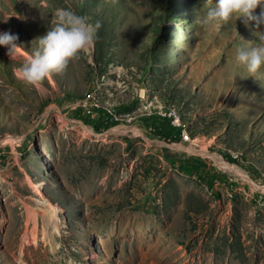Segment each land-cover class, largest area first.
<instances>
[{"label":"rangeland","instance_id":"1","mask_svg":"<svg viewBox=\"0 0 264 264\" xmlns=\"http://www.w3.org/2000/svg\"><path fill=\"white\" fill-rule=\"evenodd\" d=\"M216 2L0 0V264H264V68L236 59L264 25ZM58 8L102 26L37 90L16 69Z\"/></svg>","mask_w":264,"mask_h":264},{"label":"clouds","instance_id":"2","mask_svg":"<svg viewBox=\"0 0 264 264\" xmlns=\"http://www.w3.org/2000/svg\"><path fill=\"white\" fill-rule=\"evenodd\" d=\"M110 2L115 5L118 0ZM212 3L213 0H207V4ZM257 9H260L259 15H256ZM241 19L245 23L254 22L257 27L264 25V0H217L207 13V20L216 28ZM101 26L99 21L93 24L88 17L78 15L71 8L56 9L52 27L34 41L36 47L29 59L16 69L18 77L39 90L47 78L63 73L71 62L94 46ZM18 40V35L0 33V47L7 49L11 60L23 50ZM236 59L249 76L256 78L264 68V46L242 47L237 50Z\"/></svg>","mask_w":264,"mask_h":264},{"label":"bare ground","instance_id":"3","mask_svg":"<svg viewBox=\"0 0 264 264\" xmlns=\"http://www.w3.org/2000/svg\"><path fill=\"white\" fill-rule=\"evenodd\" d=\"M93 105H94V107H98V105H96V104H93ZM167 107H170V108H167ZM160 108H161L159 110L160 116L166 115V117L169 118L173 122V124H175L178 127H181L180 129H181V133H182L181 134L182 142H184L188 145H192L195 140L191 136V132L187 128V125L181 123V117H180V114H178V111L175 109V105H173V104H170L168 106L162 105ZM30 218L32 219L33 222H35V220H36L35 213L32 215L30 214Z\"/></svg>","mask_w":264,"mask_h":264},{"label":"built area","instance_id":"4","mask_svg":"<svg viewBox=\"0 0 264 264\" xmlns=\"http://www.w3.org/2000/svg\"><path fill=\"white\" fill-rule=\"evenodd\" d=\"M86 108H87V112H88L89 114H92L94 110H97V109L94 107L93 103H92L90 106L86 107ZM161 117L168 119V118L166 117V115L161 116ZM168 120H169V119H168ZM169 121H170L171 125H175V124H173V122H172L171 120H169ZM175 126H176V125H175ZM176 128H179V127L176 126ZM179 129H180V128H179ZM181 134H182V133H181Z\"/></svg>","mask_w":264,"mask_h":264},{"label":"trees","instance_id":"5","mask_svg":"<svg viewBox=\"0 0 264 264\" xmlns=\"http://www.w3.org/2000/svg\"><path fill=\"white\" fill-rule=\"evenodd\" d=\"M169 121V120H168ZM169 123H170V121H169ZM170 125H171V123H170ZM171 127H173V128H176V127H174L173 125H171ZM177 129V128H176ZM179 129V128H178ZM180 137H181V129H180ZM181 140H182V137H181Z\"/></svg>","mask_w":264,"mask_h":264},{"label":"crops","instance_id":"6","mask_svg":"<svg viewBox=\"0 0 264 264\" xmlns=\"http://www.w3.org/2000/svg\"><path fill=\"white\" fill-rule=\"evenodd\" d=\"M183 143V142H182ZM184 145H185V143H184Z\"/></svg>","mask_w":264,"mask_h":264}]
</instances>
